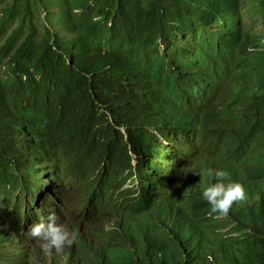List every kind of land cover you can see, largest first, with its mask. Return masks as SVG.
Masks as SVG:
<instances>
[{
  "label": "clouds",
  "instance_id": "1",
  "mask_svg": "<svg viewBox=\"0 0 264 264\" xmlns=\"http://www.w3.org/2000/svg\"><path fill=\"white\" fill-rule=\"evenodd\" d=\"M206 1L208 2L203 0L201 3ZM55 8L59 9V6L56 5ZM106 8L99 5L97 10L90 12L92 21L102 22ZM118 14L119 18L109 21L107 25L116 34L124 35L126 31L120 7ZM59 17L60 15L52 16L53 22L57 23ZM172 17L176 44L170 42L164 45L159 41L158 54L163 58L162 69L137 72L143 84L138 95L143 97L144 102V109L138 111V114H149L133 116L119 127L117 120L110 113L113 104L109 98L99 104L98 112L85 121L87 131L84 137L80 138L82 125L74 126L72 120L74 113L87 101L76 96V92L85 85L68 84L64 93L58 94L55 106L41 111L39 118L32 122L35 132L29 130L26 122H22L23 126H18L22 137L31 143L27 144V148L33 149H27L25 144L22 148V144L18 147L11 146L0 138V188L17 190L10 194L15 201L13 210L10 211L6 206V201L0 204V231L9 235L7 239L0 240V264L17 258L15 251L22 247L25 250L23 259L26 264H43L40 258L55 253L59 254L61 264H75L71 256L75 253L81 257L89 256L98 263L99 246L88 249L86 246L89 242L80 237V233L89 228L108 232L119 240V244H115L120 246L123 252L121 264H157L156 255L152 254L148 240L162 252L161 264H185L169 224L177 229L189 230V233H184L188 240L185 249L189 254V264L202 247L206 246L207 239L214 250L209 264H264V259L251 262L249 255L236 260L231 252L227 254L221 247L223 245L238 253L247 249L253 252L259 249L254 236H261L248 217L249 209L259 212V203L258 200L250 201L248 192L254 190L253 179L259 178L263 170L257 168L244 172L236 169L237 172L231 177L223 165L218 162H206L205 166L200 168V174L191 171L190 179L184 178L176 183L182 176L186 163H193L204 153L199 140L203 117L216 102L223 85L237 76L238 57L264 61V0H246L242 15L236 21L226 19L216 22L214 30L217 37L205 27L207 18L212 16L195 19L180 9ZM256 19L259 21H254ZM208 26L213 31L209 24ZM58 29L61 30L62 27L58 26ZM192 30L200 32L199 39L190 35ZM203 37L213 40V43L205 44ZM0 39H3V44L5 38ZM176 49L183 50L184 55H178ZM68 65L73 67V62L69 60ZM4 68L3 66L0 71ZM199 80L203 82L199 83ZM93 85L91 100L96 101L106 92L99 85ZM201 86L206 91H200ZM211 86L213 89L209 91ZM103 114L105 116L102 118ZM147 115L151 116L152 121L146 128L155 131L157 135H152L145 128L146 133L136 139L142 146L141 159L144 162L149 161L144 163V169L137 161L132 133ZM163 122L168 123L165 128H162ZM185 122H193L194 126L183 125ZM101 126L107 129L113 126V130L100 133L97 129ZM191 130V133L179 141L177 149H180L181 155L179 161L174 164L172 145L180 136L177 133ZM36 131L55 139L56 144H48ZM33 140L36 143H33ZM104 144L109 147L107 152L99 149ZM114 145L120 149L114 148ZM156 152L164 154L162 160L156 159ZM90 157L95 163H83ZM20 161L31 162L33 166L30 168L28 164H22ZM53 167L57 170L54 171ZM193 167L199 171V167ZM80 170H83V173L73 177L71 182L84 181L81 194L73 198V203H70L59 217L54 212L47 215L45 208L49 209L55 203V195L49 199L50 197L42 192L46 185L53 182L51 173L56 172L55 174L59 175L55 184L60 187L65 173L67 181L73 176V172L80 173ZM112 170L120 172L119 189L112 177ZM168 171L170 175L159 190L168 197H190V210L186 209L187 219L172 215L166 204V197L149 200L147 196V190H154L150 185H158ZM193 176L199 178L195 180ZM106 177L113 181L102 193L103 196L107 194L105 205L94 212L85 211L83 207L99 196ZM48 179L51 180L47 182ZM192 182H195V185ZM73 190L78 189L70 188L59 196L61 205L65 199L71 197ZM18 191L21 193L16 196ZM111 195H114L119 203L126 202L129 205L132 218L124 229L115 223V218H111L107 211ZM258 195H264V189H260ZM161 201H164L169 224L160 219L159 210H154ZM237 202L238 207L230 211ZM262 204L264 207V203ZM198 216H202L207 225L198 220ZM59 218L61 223H58ZM198 222L201 225H198ZM188 223L197 224L202 240ZM138 229L143 231L142 236H139ZM27 232L29 237H25ZM111 235L103 234L104 244L111 241ZM0 238L3 237L0 235ZM72 244L73 247L62 251ZM83 264L90 263L85 261Z\"/></svg>",
  "mask_w": 264,
  "mask_h": 264
},
{
  "label": "trees",
  "instance_id": "2",
  "mask_svg": "<svg viewBox=\"0 0 264 264\" xmlns=\"http://www.w3.org/2000/svg\"><path fill=\"white\" fill-rule=\"evenodd\" d=\"M2 1L6 5L0 6V38H5V42L0 45V69L5 67L0 71V138L11 146L25 144L26 148L31 143L22 137L18 126H23L22 122H26L29 130L35 132L32 122L39 118L41 111L55 106L58 94L64 93L68 84L85 85L76 92V96L87 101L74 113L72 120L74 126L82 125L80 138L87 131L85 121L98 112L99 104L109 98L113 104L110 113L119 127L133 116L149 114H138V111L144 109V102L143 97L138 95L143 84L137 72L162 69L163 58L158 54L159 41L164 45L170 42L176 44L172 15L181 9L195 19L212 16L207 18L205 27L217 37L214 30L216 22L226 19L236 21L241 17L246 2L208 0L202 4L203 0H189V3H183L184 0ZM56 5L59 9L55 8ZM99 5L107 7L104 9L106 14L104 13L102 22L95 23L89 13L97 10ZM119 7L126 31L124 35L116 34L107 25L109 21L119 18ZM54 15H60L57 23L53 22ZM58 26L62 29H58ZM199 33L192 30L190 35L199 39ZM203 38L205 44L213 43V40ZM176 50L178 55H184L183 50ZM69 60L73 62V67L68 65ZM236 73V77L223 85L216 102L203 117L199 140L204 153L193 163H186L185 170L176 183L184 178L190 179L193 166L202 168L206 162H218L227 169L231 167L244 172L257 168L263 170L259 178L253 179L254 190L248 192L250 201L258 200L259 203L258 213L251 209L248 211V217L255 224L254 229H258L261 236H254L259 249L255 252L247 249L238 253L221 245L236 260L249 255L251 262H259L264 259V195H258L259 190L264 189V61L242 59L239 56ZM92 83L106 92L96 101L91 100L94 89ZM101 116L103 118L105 114ZM151 121V116L147 115L138 124L132 133L133 140L146 133L145 128ZM167 124L163 122L162 128ZM111 130L113 126L110 129L102 126L97 129L100 133ZM37 133L48 144H56L55 139L43 136L42 132ZM32 142L36 143L35 140ZM99 149L107 152L109 147L104 144ZM53 169L57 170L56 167ZM112 177L119 189L120 172L112 170ZM146 192L150 195L154 191ZM161 197L167 198L166 204L172 215L181 219L188 218L186 209L190 210V197H168L158 190L152 199ZM107 211L122 229L132 218L128 203H119L114 195L110 197ZM197 224L201 225L200 222ZM114 238L115 243L119 244V240ZM6 264H26L23 253Z\"/></svg>",
  "mask_w": 264,
  "mask_h": 264
},
{
  "label": "bare ground",
  "instance_id": "3",
  "mask_svg": "<svg viewBox=\"0 0 264 264\" xmlns=\"http://www.w3.org/2000/svg\"><path fill=\"white\" fill-rule=\"evenodd\" d=\"M203 77V75H201ZM201 80V79H200ZM199 83H202L203 81H200ZM213 89V86L210 87V89H208L209 91H211ZM200 91H206L204 89V87H200L199 88ZM169 122L171 124V119H169ZM183 125H187L188 127H193L194 123L193 122H185ZM147 129V128H146ZM152 135H157V133L153 130H149L147 129ZM191 131L189 132H182L180 134L177 133V135H180L176 140H174L173 145H172V150L174 151L173 154V163L176 164L179 159H180V155H181V151L178 148V143L179 141L182 140V138L186 135H188L189 133H191ZM135 143V149H136V158L137 161L140 165L141 168L145 169V164L144 163H148V162H144L143 159H141L142 155L140 154V149H141V144H139V142L137 140H134ZM23 147V144L20 146ZM114 148L116 149H120L119 146L114 145ZM37 156V155H36ZM164 154H155V157L157 160H162L163 159ZM18 159V157H16ZM94 161V159L90 158H86V160L84 161V163H89ZM22 164H28L30 168H32V164L31 162H25V161H20ZM95 163V161H94ZM37 170V169H36ZM83 170H80V173H76L73 172V176H71L67 181H65V176L63 175V184L59 187L58 185L55 184V179L56 177V172H52L51 173V178H53V182L52 183H48L49 185H46V188H49L48 190H46V188L43 190L42 193H45V195L49 196L51 199V196L55 195V203L53 205H51L49 207V209H46V211H48L47 215H49L50 213L54 212L57 217H59L61 214H63L65 212V210L67 209L68 205H70V203H73V198L76 195H80L81 191L84 187V181L82 182H77V183H72L71 180L73 179V177L77 176V175H81L83 172H81ZM227 171L229 172L230 176L233 177V175H235V172H237L236 169H232L230 167V169H227ZM192 172H194V174H200V167H199V171L198 169H194V167L192 168ZM170 175V171H168L164 177L162 178V180L160 181V183L158 185H150L154 187V192H152V194H148L147 192V196L149 198V200H151L154 195L156 194V192L159 190V188L164 184V182L167 180V178ZM193 178L196 180L199 177L193 176ZM51 179H48L47 182H49ZM113 179H109L106 177L105 179V184L102 188V191L100 192L99 196L91 201L88 202L83 208L85 211L88 212H94L96 210H98L99 208H101L102 206L105 205V198L107 197V194L103 196V191L105 189V187L109 184L112 183ZM65 182V183H64ZM195 185V182H192ZM49 186V187H48ZM73 188V189H78V190H73L74 192L72 193L71 197H69L68 199H65L64 204H60L58 201L59 196L62 193H66L68 191V189ZM52 190V191H51ZM16 190V188L13 189H8V188H0V204L4 203V201H6V206L11 210H13L14 208V204L15 201L13 200V194ZM20 191L17 192L16 196L20 195ZM71 193V192H70ZM31 200V199H30ZM30 202V201H29ZM239 205V202L235 203L230 211H234ZM164 201H161L159 203L158 207H155L154 210L157 211L159 210V217L161 220H163L164 222H166L167 224H169V220L167 219L166 213H165V208H164ZM195 210H193L194 212ZM198 220H202V222L204 223V225H207V221L202 217V216H198ZM58 223H61V219H58ZM0 224H2V222H0ZM189 226L191 227V229L198 235V237L201 238V234L197 229V224L195 223H188ZM170 225V231L172 236L176 239L177 243L179 244L180 250L183 254V260L185 264H189V254L186 252L185 247L188 244V240L186 239L184 233H189V230H187L186 228H182V229H177L175 228L174 225L169 224ZM29 232V231H28ZM28 232L25 234V237H29L28 236ZM142 230L138 229V234L139 236H142ZM103 234L108 236L111 235L108 232H103L100 231L97 228H89L87 230H85V232H81L80 233V237L85 238V240L87 242H89V244L86 246L88 249H93L95 248V245L99 246V253H98V259L100 262H95L93 261L89 256H83L81 257V255H79L78 253H75L74 256H72V261L76 262L77 264H83V262H88L90 264H93V262L95 264H121L122 259H123V252L120 248V246H117L115 244V238L113 237V235H111V241H109L108 244H104V240L103 239ZM0 235L3 238H0V240H4L7 239L9 235H7L6 233H3L2 231H0ZM145 237L147 238V235H145ZM92 242V243H91ZM204 242V241H203ZM24 243H26V240L24 241ZM148 243L150 245V250L152 252L153 255H156V262L157 264H161V257H162V252L151 242L148 240ZM73 247V244L70 247H65L62 251L68 250L69 248ZM24 249L22 248H18L15 252L18 254L16 255L17 257L19 256V254L24 253ZM214 250L210 247V241L209 239H207V244L206 246L202 247V250L196 254V256H194L191 261L190 264H209L211 256L213 255ZM40 260L43 262V264H61V260L59 258V254H54V255H49V256H45L44 258H40ZM70 264H72V262H70Z\"/></svg>",
  "mask_w": 264,
  "mask_h": 264
},
{
  "label": "rangeland",
  "instance_id": "4",
  "mask_svg": "<svg viewBox=\"0 0 264 264\" xmlns=\"http://www.w3.org/2000/svg\"><path fill=\"white\" fill-rule=\"evenodd\" d=\"M5 5H6V3L5 2L3 3V1L0 0V6H5ZM2 41H3V39H0V44L2 43Z\"/></svg>",
  "mask_w": 264,
  "mask_h": 264
}]
</instances>
